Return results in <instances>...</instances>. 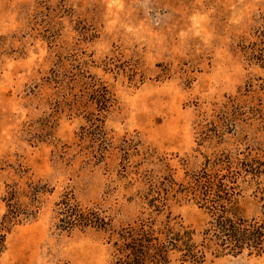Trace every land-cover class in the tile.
<instances>
[{"label":"rangeland","instance_id":"rangeland-1","mask_svg":"<svg viewBox=\"0 0 264 264\" xmlns=\"http://www.w3.org/2000/svg\"><path fill=\"white\" fill-rule=\"evenodd\" d=\"M263 20L264 0H0V199L25 182L18 171L44 190L0 264H109L107 234L58 230L56 205L75 200L118 229L139 216L145 173L185 184L219 151V108L260 76L242 48ZM91 86L114 100L101 132L87 122L100 113ZM170 204L200 235L207 214L187 199Z\"/></svg>","mask_w":264,"mask_h":264},{"label":"trees","instance_id":"trees-1","mask_svg":"<svg viewBox=\"0 0 264 264\" xmlns=\"http://www.w3.org/2000/svg\"><path fill=\"white\" fill-rule=\"evenodd\" d=\"M260 24L254 39L242 48L247 66L256 68L260 76L249 79L241 94L219 108V151L203 156L202 166L185 176V184H176L170 175L156 178L145 173L140 178L144 187L138 193L141 211L132 224L115 229L110 220L83 211L75 200L63 199L56 205L58 230L91 228L106 233L112 248L109 264H209L227 257H264V143L260 141L264 131V20ZM91 87V103L99 112H107L113 96L106 88ZM101 112L87 120L100 132ZM202 136L201 131L198 147L206 142ZM231 140L236 144L226 149ZM17 175L25 182L6 184L0 199L4 205L0 255L10 232L35 221L41 211L44 190L25 172ZM182 199L192 201L209 218L198 236L171 216L170 203Z\"/></svg>","mask_w":264,"mask_h":264}]
</instances>
